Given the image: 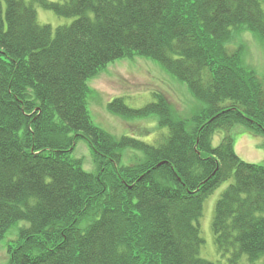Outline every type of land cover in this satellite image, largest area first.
Masks as SVG:
<instances>
[{
  "label": "trees",
  "instance_id": "1",
  "mask_svg": "<svg viewBox=\"0 0 264 264\" xmlns=\"http://www.w3.org/2000/svg\"><path fill=\"white\" fill-rule=\"evenodd\" d=\"M34 1L75 19L53 28L33 2L0 0V239L29 223L6 264H216L200 255L199 218L229 179L216 246L230 264L262 257L264 164L242 159L231 131L264 137V84L233 42L241 31L264 40V0ZM135 55L161 62L201 102L186 119L159 92L141 108L108 103L125 117L157 114L160 142L117 137L89 110L88 80ZM80 137L95 171L72 155ZM127 148L141 152L133 164L122 163Z\"/></svg>",
  "mask_w": 264,
  "mask_h": 264
},
{
  "label": "rangeland",
  "instance_id": "2",
  "mask_svg": "<svg viewBox=\"0 0 264 264\" xmlns=\"http://www.w3.org/2000/svg\"><path fill=\"white\" fill-rule=\"evenodd\" d=\"M33 2L37 10L38 21L50 24L53 28L62 24H70L75 17L58 15L53 10L46 9ZM58 1V0H51ZM264 8V2L262 3ZM234 44L244 46L243 62L245 66L254 68L264 84V40L254 32L241 31ZM233 44V43H232ZM232 44H229L231 48ZM90 92L88 106L93 121L117 137L122 135L135 136L145 142H160L166 127L159 126L157 114L143 117H125L108 109V103L116 97H123L132 108H141L156 101V92L162 93L183 118H190L201 102L192 94L187 83L177 78L164 65L151 57L135 55L134 57L118 58L110 62L98 74L88 80ZM224 130L217 131L213 136V145L218 146L225 135ZM231 133L235 138L237 154L244 160L264 164V137L249 134L242 126L236 125ZM123 164H133L141 152L127 148L122 150ZM74 157L83 160L87 171L96 170L94 152L89 142L80 137L72 152ZM233 179L222 182L204 200L203 214L199 218L201 236L204 239L200 255L216 264H230L228 257L221 254L215 243L212 222L216 202ZM29 226L26 220L13 224L0 239V264H6L9 259L8 247L16 244L20 229ZM237 264H264V255L258 260L250 261L243 255Z\"/></svg>",
  "mask_w": 264,
  "mask_h": 264
}]
</instances>
